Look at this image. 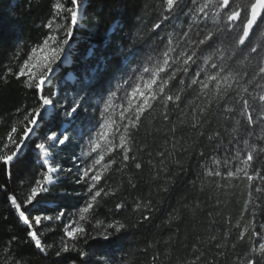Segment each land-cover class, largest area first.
Wrapping results in <instances>:
<instances>
[{
	"label": "trees",
	"instance_id": "obj_1",
	"mask_svg": "<svg viewBox=\"0 0 264 264\" xmlns=\"http://www.w3.org/2000/svg\"><path fill=\"white\" fill-rule=\"evenodd\" d=\"M56 2L0 0V77H6V81L0 79V148L11 128L14 125L19 127L23 111L17 110L26 111L36 105L33 91L25 87L26 78L17 79L8 73V69L18 71V66L32 54V48L42 42L48 32L43 25L51 18ZM63 2L67 3V0ZM186 4L187 7L192 6L190 0H186ZM83 5L82 23L71 40L76 43L74 52H71V65L56 79L60 83L63 76L71 72L76 82L66 83L65 86H56L55 83L50 87L55 94L71 93L87 97L83 102L86 106L101 104L109 99L111 92L116 93L115 102H120L124 91H131L135 85L142 84L141 77L147 81L149 73L143 72V68L152 67L154 63L148 57L155 59L158 56L154 49H157L159 38L169 32L178 34L186 27L187 17L181 13L166 21L156 33L151 31L150 24L159 17L162 0H83ZM137 17L142 18V22ZM199 23L201 29L215 27L211 10L209 19ZM262 30L264 24L251 35L253 45L264 46ZM89 50H93L94 54L89 56ZM159 50H163L162 44ZM218 59L214 57V60ZM234 61L235 57L228 63L233 64ZM198 66H202V60L192 64L188 73L183 75L186 88L182 94L183 102L179 108L170 105L168 121H161V107L157 105L154 111L144 114L138 130H131L133 141L129 156H135L136 160L124 162L127 164L124 167L120 149L106 156L104 163L114 159L116 164L104 173L100 186L105 189L119 186V191L100 201L86 227L93 236L96 235L97 220L105 226L119 221L128 228L117 234L119 239L113 237L112 242L90 240L89 264H98L97 258L99 264H189L190 261H195V264H241L254 239L251 228L264 232L261 228L264 225L261 201L256 199L255 206L249 205L248 211H244L248 181L206 174V169L216 167L212 163L213 158L231 157L237 149L243 150L244 145L240 141L244 133L232 130L238 116L225 119L217 108H213L208 117L210 123L205 126V136L197 139L195 130L188 126L191 117L187 114L191 112V107L205 99L201 97L197 100L199 86L190 85ZM97 67L101 72L107 69L110 74L98 76ZM204 67L208 72L217 71L210 65ZM179 78L178 75L177 80ZM59 120V115L56 118L55 114L44 121L27 142L21 162L12 168L11 178L0 165V185L4 186L0 187V247L13 236L18 237L12 245L11 254L22 257L27 264H53L59 258L54 255L55 248L44 258L27 242V225L19 219L8 198L15 195L18 202H22L30 182L39 178L41 163L34 143L39 142L47 130L58 131ZM216 131L220 132V136L209 140L208 136ZM259 134L260 128H256L252 140L264 146V141L255 139ZM68 143L72 145L73 138ZM53 151L56 165L66 170L72 167L64 157H72L74 150L61 147ZM137 162L141 163L140 169L135 168ZM236 163L233 161V164ZM66 170L49 192L42 194L40 203L28 206L27 211L33 216H54L58 211L74 214L83 205L86 186L75 182L76 170L72 169L70 174ZM220 170L223 172L224 168ZM255 187H264V184L258 178L254 181L253 195L258 197L261 194L254 191ZM148 201H151L154 211L136 210L138 202ZM121 202L125 203V207L117 209L115 205ZM141 213L150 215V221L141 223ZM69 219L66 215L63 222L67 223ZM252 221L254 223H250ZM245 227L249 228V232L244 240H240V232ZM35 228L45 244L59 246L63 235L61 222L43 221ZM79 246L88 247L82 242ZM64 255L76 257L75 252ZM256 259L257 264H264V257L257 256ZM63 264H70V261L64 260Z\"/></svg>",
	"mask_w": 264,
	"mask_h": 264
},
{
	"label": "snow or ice",
	"instance_id": "obj_2",
	"mask_svg": "<svg viewBox=\"0 0 264 264\" xmlns=\"http://www.w3.org/2000/svg\"><path fill=\"white\" fill-rule=\"evenodd\" d=\"M190 2L192 6L187 7L186 0H162L159 17L150 24L151 31L156 33L166 21L181 13L187 17L186 27L182 28L178 34L169 32L159 38L157 49H154L158 52V56L155 59L148 57L149 61L154 60V63L152 67L143 68V72L149 73V78L144 81L141 77L142 84L133 87L129 94L127 107H122L119 113L120 120L123 122L120 127L116 126L117 121L109 115L101 125L103 130L97 133L95 139L89 141V149L82 151V156H91L93 152H97V156L90 164L77 170L75 182L86 186L84 193L86 199L74 214L58 211L54 216L46 214L33 216L27 211L28 206L34 207L35 204L40 203L43 198L42 194L50 190L48 186L53 184L60 172L65 171L53 162V150L58 145L62 146L70 142V137L66 134L67 130L64 132L49 130L39 142L34 143V149L41 154L39 158L42 160L41 171L38 173L39 178H33L30 182L22 202H18L15 195L9 196L8 199L19 219L27 225V242L44 258H47L50 250L55 248L54 255L59 259L53 261V264H63L64 260H69L70 264H89L90 240L100 239L112 242L113 237L119 239L117 234L127 230L128 225L119 221L108 223L105 226L102 221L97 220L96 235L93 236L86 227L100 201L104 197L114 196L119 191V186L109 189L100 186L104 173L112 164H116L114 159L104 163L105 155L120 149L123 152L122 163L130 159L136 160L135 156H129L133 141L131 130H138L144 114L154 111L157 105L161 107L159 114L161 121L170 119V105L179 108L183 102L182 94L186 92L185 80L182 77L188 73L192 64H197L198 60H202V66H198V70L190 80V85L199 86L197 100L201 97L205 99L199 105L191 107V112L187 114L191 117L188 126L195 130L197 139L205 136V126L210 123L208 117L213 108H217L222 111L225 119L238 116L239 119H235V126L232 130L234 133H239L241 130L244 133L240 141L244 145L243 150L237 149L235 155L231 157L213 158L212 163L216 167L206 169V174L226 179L243 178L247 180L249 192L244 211H248L249 205L255 206L256 199L261 201L262 209H264V187H255L254 191L261 195L258 197L253 195L254 181L258 178L264 184V146L252 140L255 129L260 128V134L255 139L264 141V46L253 45L250 42L251 35H254L255 30L264 24V0H190ZM83 7V0H67V3L57 0L53 5L51 18L43 25L48 32L42 42L32 48V54L18 66V71L13 72L11 68L8 69V73L17 79L26 78L25 87L33 91L36 99V105L31 109L17 110L18 112L23 111L19 127L14 125L11 128L6 141L0 148V165L3 166L9 178L12 177L14 165L22 160V150L27 146V141L43 120L44 111L55 108V105L59 103L55 100L56 94L52 92L50 85L56 66L61 62L62 57L66 56L70 41L82 23ZM185 7H187V12L184 11ZM210 10L211 20L215 27L201 29L199 22L209 19ZM137 20L142 22L140 17H137ZM261 35H264V30L261 31ZM160 44L163 45L162 51L159 50ZM38 52L41 54L39 58L36 55ZM88 54L93 55V50H89ZM214 57H219V59L214 60ZM234 57V63L229 64L228 61L233 60ZM209 65L217 71L208 72L204 66ZM96 74L103 77L110 73L107 69L101 72L97 67ZM178 75L181 78L177 80ZM0 79L6 81V77H0ZM115 96V92L110 93L105 104V112L112 108V100ZM86 99L87 97H81L80 100H74L65 109L64 116L78 119L82 103ZM133 101L136 103L133 104ZM82 111L86 114L89 109L85 107ZM58 115L57 113L56 118ZM101 115L103 116L104 113ZM181 123L183 124L184 121ZM172 131L175 132V129ZM117 134H119V143L115 142ZM219 136L220 132L216 131L209 135L208 139L213 140ZM101 141L104 143L102 144ZM167 155L170 156L171 153ZM73 159L75 160L76 157L73 156ZM233 161L238 163L233 164ZM81 163L84 162L81 161ZM124 167H127L126 163ZM221 167L224 168L223 172L220 170ZM135 168L140 169L141 163H135ZM66 171L70 174L72 169L69 168ZM0 187L4 186L0 185ZM164 191H167V188H164ZM115 207L122 209L125 203H117ZM142 208L149 213L154 211L151 201L136 204V210ZM66 215L70 219L69 222L64 223ZM141 216V223L151 219L150 215L141 213ZM43 221L61 222L63 235L59 246L45 244L42 241L35 226ZM261 228H264V225H261ZM248 232L249 228L245 227L240 232L239 239L244 240ZM251 233L254 239L242 257L241 264H257L256 257H264V232L252 227ZM212 239L215 238L212 237ZM17 240L18 237L13 236L7 244L0 247L2 264H27L22 257L18 258L11 254L12 245ZM81 242L88 247L79 246ZM219 246L218 244L217 247ZM73 252L76 253V257L64 255ZM97 261L99 264V258ZM189 264H195V261H190Z\"/></svg>",
	"mask_w": 264,
	"mask_h": 264
},
{
	"label": "rangeland",
	"instance_id": "obj_3",
	"mask_svg": "<svg viewBox=\"0 0 264 264\" xmlns=\"http://www.w3.org/2000/svg\"><path fill=\"white\" fill-rule=\"evenodd\" d=\"M83 10V9H82ZM81 25V24H80ZM74 44L70 41V44L67 48L66 51V56L62 57L61 62H59L58 66L55 68V74L52 79L51 85L56 83V86H65L66 83L73 84L76 82V77L71 73L68 72L65 74L58 83L56 79L62 74L63 70L65 68H68L71 65V52H74ZM89 53V52H88ZM37 58L41 55L39 52L36 54ZM50 85V86H51ZM46 87H49V85H46ZM132 92L131 91H124L122 99L120 102H115V100H112V108L108 110V112H105V104L108 101V99L104 102H102L99 105H90L86 106L84 103H82L81 111H80V116L78 119H72L70 117H65L64 116V111L70 105L74 100H80L82 96L80 95H75L71 93H64L63 95H59L56 93L55 97L59 101L57 106L55 108H49L44 111L43 113V120L38 124L35 133L31 135L30 139L37 133L38 129L44 124V121L49 119L50 117L54 116L55 114L59 113V123L61 124L58 128L59 132H64L67 130L66 134L70 137V140L73 138L74 143L70 145L68 142L65 145H58L56 148H61V147H66L67 150H74L73 156L76 157V159H73L72 157H64L66 159V163L74 170H78L81 167L86 166L87 164H90L94 158L97 156V152H93L91 156H82L81 153L82 151H87L89 149V141L92 139H95L97 136V133L101 132L103 129L101 125H103L105 119L108 118L109 115L112 116L113 119L117 121V127H120V125L123 123L120 120L119 113L122 111V107H127L128 104V98L129 94ZM67 101V103H65ZM136 101H133V104H135ZM88 108L89 111L85 114L83 113L82 109L83 108ZM101 113H104L102 116ZM69 121V122H67ZM49 131V130H47ZM46 131V132H47ZM122 131V128H121ZM45 132V133H46ZM44 133V134H45ZM29 139V140H30ZM28 140V141H29ZM27 141V142H28ZM115 142L119 143V134L116 135L115 137ZM103 144L104 142L101 141ZM74 144H77L74 146ZM98 152L100 151L99 149L97 150ZM38 156L40 157V153H38ZM111 154V153H110ZM107 154L106 156L110 155ZM40 163L42 164V160L39 158ZM83 161L84 163H81ZM53 162L56 164V157L53 156ZM66 170V169H64ZM62 172L59 173L58 178L54 180L52 185H49V189L51 186H53L57 180L59 179L60 175ZM77 173V172H76ZM75 173V175H76ZM55 175V174H54ZM243 179V178H241ZM239 179V180H241ZM23 223V221H22ZM25 225V224H24Z\"/></svg>",
	"mask_w": 264,
	"mask_h": 264
},
{
	"label": "water",
	"instance_id": "obj_4",
	"mask_svg": "<svg viewBox=\"0 0 264 264\" xmlns=\"http://www.w3.org/2000/svg\"><path fill=\"white\" fill-rule=\"evenodd\" d=\"M27 147V146H26ZM26 147L23 148L22 152L26 149Z\"/></svg>",
	"mask_w": 264,
	"mask_h": 264
}]
</instances>
